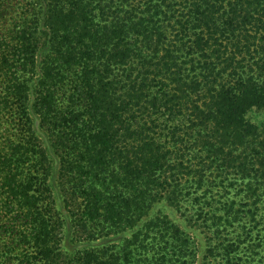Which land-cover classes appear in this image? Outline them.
Returning a JSON list of instances; mask_svg holds the SVG:
<instances>
[{
    "label": "trees",
    "instance_id": "obj_1",
    "mask_svg": "<svg viewBox=\"0 0 264 264\" xmlns=\"http://www.w3.org/2000/svg\"><path fill=\"white\" fill-rule=\"evenodd\" d=\"M0 264H264V0H0Z\"/></svg>",
    "mask_w": 264,
    "mask_h": 264
},
{
    "label": "rangeland",
    "instance_id": "obj_2",
    "mask_svg": "<svg viewBox=\"0 0 264 264\" xmlns=\"http://www.w3.org/2000/svg\"><path fill=\"white\" fill-rule=\"evenodd\" d=\"M199 233L200 232L197 231L195 233V235H193L197 239L198 242L201 241V237H202V234H199ZM69 239H71V240L73 239L74 240L73 245H72L73 248H82V247L85 246V244L89 243V241L86 239L84 234H76L75 235V233L73 234V231L70 232Z\"/></svg>",
    "mask_w": 264,
    "mask_h": 264
}]
</instances>
